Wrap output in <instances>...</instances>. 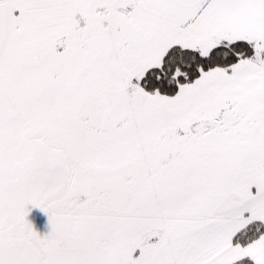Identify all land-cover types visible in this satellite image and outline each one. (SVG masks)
Returning <instances> with one entry per match:
<instances>
[{"label": "snow or ice", "instance_id": "snow-or-ice-1", "mask_svg": "<svg viewBox=\"0 0 264 264\" xmlns=\"http://www.w3.org/2000/svg\"><path fill=\"white\" fill-rule=\"evenodd\" d=\"M0 264H264V0H0Z\"/></svg>", "mask_w": 264, "mask_h": 264}, {"label": "rangeland", "instance_id": "rangeland-1", "mask_svg": "<svg viewBox=\"0 0 264 264\" xmlns=\"http://www.w3.org/2000/svg\"><path fill=\"white\" fill-rule=\"evenodd\" d=\"M37 226L40 227L43 230V228H44V220L43 219H40L38 221V225Z\"/></svg>", "mask_w": 264, "mask_h": 264}]
</instances>
